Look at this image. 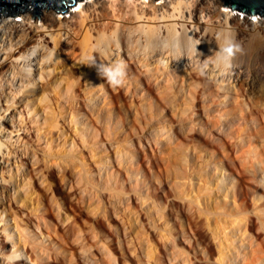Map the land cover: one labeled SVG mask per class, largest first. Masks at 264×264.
Instances as JSON below:
<instances>
[{"label":"bare ground","instance_id":"1","mask_svg":"<svg viewBox=\"0 0 264 264\" xmlns=\"http://www.w3.org/2000/svg\"><path fill=\"white\" fill-rule=\"evenodd\" d=\"M81 1L77 0L75 4H78V9L85 13V17L79 21L80 25L82 27L86 22L87 24L90 22V25L80 42L75 40L79 38L75 31L81 27L65 17L64 20L57 17L53 9L47 10L43 16L47 31L33 24L30 20L31 16L22 18V22L2 15V18L0 17V255L10 253L8 246L13 243V246H18L14 250L18 252L21 249L22 256L27 257L17 261L16 264H65L64 260H68L67 264L88 262L117 264L116 239L121 249L124 244L126 248L130 247L128 245L132 243L131 240L138 234L132 232L133 236L135 235L133 237L127 232L124 236L119 228L113 227L111 235H104L102 234L103 218L106 216V218H114V214H118L124 208L120 209L121 204H125V208H128L126 199L130 200L131 197L134 199L133 194L128 195L130 191H139L140 194L142 191L145 192L148 197L145 201L148 202L152 195H158L160 189V185L156 186L151 181L145 189L140 182L131 180L134 175L140 173L147 181L158 178V173L154 171L150 174L148 171L152 170L155 162L149 159L146 153L148 146L144 144L145 133L136 123V119L140 117L132 119L133 129L128 130L124 113L132 109L144 110L145 107L148 112L143 114V119L148 124H151L155 118L153 109L157 112L159 108L168 107H176L184 112L190 110L188 118L181 115L184 124L189 125L188 129L193 135L197 130L190 127L191 122L199 121L200 124L205 122L211 127H217L221 136L213 135V137L222 147L233 145L237 156L234 164L241 176L247 175L249 179L245 170L249 168L253 180L259 169L264 170V167L258 166L255 160L264 163V152L258 156L255 147H252L258 138L257 135L256 138L242 137L243 131L248 129L245 127L246 124L250 127V123L253 122L256 126H260V129L264 128V108H260L264 104V19H260L258 16L260 14H254L255 17L249 11L245 14L242 12L243 15L235 14L232 8V12H225L222 9L225 0H161L159 5L154 4V0H93L92 4L89 3V7H87L88 3L84 5ZM74 17L71 15V18ZM146 19L159 22L157 25L149 24L146 27L144 22V24L140 23ZM168 20L174 22L166 24ZM161 21L167 22L163 24L160 23ZM57 25L58 42L52 48L48 33L52 34L56 31ZM224 32L232 33L241 48L230 68H224L215 62V55L223 44L222 39L217 40V34ZM63 37L64 41L60 43ZM93 37L95 43L90 46ZM70 41L74 43L71 45ZM78 43L82 47V52L76 53L77 62L66 64L60 57L65 50L64 46L75 45L76 48ZM206 58L211 62L201 74L202 64ZM118 60H123L127 65L126 78L119 86L109 84L106 79L98 75L96 67L90 65L93 61L96 64L112 65ZM59 67L63 68L61 75L59 74L62 80L60 82L56 78L49 80L48 76L58 73L55 71H59ZM252 95L254 98L249 101L248 106L245 98H250ZM222 97L227 101L223 102L225 100H222ZM40 108L45 113L42 118L39 117ZM193 111H196L195 115ZM31 114L33 115L29 117L28 125H22L24 118L28 119V115ZM163 121L162 124L165 123ZM71 123L78 127L79 132L76 135L79 136H75L69 142L65 134L69 133ZM53 128L58 130L57 137L51 134ZM168 131L170 130L166 133ZM43 134L49 137L43 138ZM120 135L124 136V141H127L126 144L129 143L131 149L126 150V147L116 146V151L114 150L116 156L112 160L111 148ZM158 135L155 132L154 138L156 139ZM32 136L41 141L36 150H31ZM145 137H147L146 142L151 144V136L147 134ZM166 138L171 142V135ZM180 139L175 142L181 144ZM60 146L64 148V152H61ZM124 149L126 152L123 151ZM176 155H178L177 160L183 157L175 153L173 157L167 158L168 163ZM96 156L100 159V162H97L100 166L98 165L99 168L94 173L93 170L97 167L95 168V163L92 165L88 160ZM225 158H231L229 152L223 157L222 167L227 163ZM164 159L166 157L161 160ZM13 160L17 168L16 175L23 176L21 187L24 189L22 191L24 201L31 197L33 183L40 180L43 184L49 182L50 189L46 187L47 193L51 191L50 194L48 193L50 196L47 194L49 198L42 200L39 199L40 195L36 200V211L35 207L31 208L34 213H39L35 218L27 214L24 219H19L17 210L14 211L15 201L12 198L11 186L6 184L13 179V175H10L13 174L10 173ZM238 161H240L239 167ZM161 164L165 165V163ZM167 165L159 174H164L165 180L171 182L167 191L164 190L165 195L168 197L182 192L188 194L186 188H181L178 182H174V178H178L179 174L176 173L175 176L173 171V175L170 176ZM118 166L126 169L131 179L125 177L124 171L117 170ZM75 170L78 172L76 173ZM8 172L10 176L8 175L9 179H6L5 175ZM208 174L211 176L213 173ZM181 175L189 177L187 170ZM218 188L220 191V187ZM209 189H206L209 192H204L198 188L197 202L193 201L200 203L201 197L204 200H213L214 197L210 192L214 191ZM191 190L189 191L193 192V189ZM125 194L128 198H125ZM193 203H190L188 208L190 210L194 208L195 212L191 213V216L197 214V218L188 216L193 219L194 224L190 219L191 230L183 232L182 235L189 233L195 242H205L207 237L202 216L208 214L209 220L212 215L214 222L216 221L218 226L219 224L221 226L219 228H222L217 230L226 235L223 236L225 243L227 241L230 243L226 246L220 241L219 249H214L212 244H208L206 253L211 259L213 254L218 252L217 261H221L222 264H236L240 260L241 264H264V239L258 242L249 233L258 223L260 229L264 230V216H259L258 222L245 214L239 215V219L232 218L235 214L229 211L232 208L227 203L221 205L218 199H215L213 206L208 203L204 210ZM88 207L96 214L93 213L95 216L84 222L82 216L86 215L84 210ZM220 209H224L222 214H218L222 212L219 211ZM62 211L65 213V218L61 214ZM128 211L134 212H131V209ZM4 212L7 213L6 217L15 219V227L17 226L20 231L19 241L23 242L22 244H17L14 232L3 218ZM69 212L73 216L68 215ZM120 215L123 216L122 213ZM70 216L72 220H69ZM161 216H163L162 212ZM56 217H60L59 220ZM229 219L231 225L227 224ZM82 222L90 225L86 226ZM30 228L32 235L25 233ZM37 228L41 230V235L48 234L50 241L57 239L52 236L58 234L60 247L68 252L67 255L63 253L67 258L63 256L65 259L62 260L61 255L52 251L54 246L52 248L40 246ZM173 231V229L167 231L169 242L173 237ZM235 231H240L243 235L244 242L240 247L234 243ZM147 234L149 233L145 234L144 239H147L150 248ZM126 238H130L131 243L128 242V245ZM141 238L144 240L143 237ZM135 240L132 249H136L135 254L139 251L140 256L143 257L144 248H147L144 246L146 240L145 244ZM172 254L174 264H179L178 254L174 251ZM150 255L146 256L150 258ZM187 258L183 261L181 259V263L190 260L189 264H216L204 262L207 260L204 256L194 261ZM160 259L161 257L156 260L158 264ZM0 264H5L3 258L0 259Z\"/></svg>","mask_w":264,"mask_h":264},{"label":"rangeland","instance_id":"2","mask_svg":"<svg viewBox=\"0 0 264 264\" xmlns=\"http://www.w3.org/2000/svg\"><path fill=\"white\" fill-rule=\"evenodd\" d=\"M76 1H75V3H76ZM154 1H155L154 4H156V5H159L161 2V0H154ZM81 2L84 3V5L86 3H88V5L87 4L86 5H87V7H89V3L92 4L93 0H82ZM137 2L139 3V1H137ZM227 8L228 7L224 6L222 9L225 10V12L234 11V12H236L235 14H237V13L242 14V15H243V13L245 14V12L242 13V11H239V10H232L231 11V8H228V9ZM51 9L52 8H49V7H44L42 9L40 21L38 19V16H35V18H33L32 14L30 12H22V13L18 14L17 17H8V16H5L3 14H0V17L2 15V17L5 16L6 18L7 17L13 18V19L18 20L19 22H22V18L31 16L32 18L30 20L32 21L33 24L40 26L43 31H47L48 28L44 24L45 21L43 20V16H44V14L47 13V10H51ZM54 12H55V15L57 17H60L62 20L67 18L68 20L76 23L78 27H81L79 21H81L85 17V13L81 12L80 9H78V4L74 5V6H70L65 14L59 13L55 10H54ZM71 15H74L75 17L71 18ZM258 16L260 17L261 20L264 19V16H262V15H258ZM254 17H255V15H254ZM23 20H25V19H23ZM153 20L150 21V20L146 19L145 21H140V23L141 24L145 23L146 27L149 24L150 25H152V24L157 25V23L159 21H153ZM27 21H29V20H27ZM166 22L161 21L160 23L164 24ZM173 22L174 21H172V20H170V21L168 20V22L166 24H170ZM89 25H90V22H88V24L86 22L80 29H77L75 31V34L78 33V35H79V38L75 39L76 42H80L84 38V34L89 29ZM57 29H59L58 25L56 26V29H55L56 31H54L52 34L48 33L50 36V39L52 41L50 44V47H52V48H54L55 44L58 42V36L56 35V33H58L59 30H57ZM63 41H64V37L62 38L60 43L61 42L63 43ZM73 43H74V41H70L71 45ZM94 43H95V41H94V37H93L92 43L90 44V46H93ZM74 46H70V45L64 46L65 50L61 53V56H60L61 60L63 61V59H64V61L68 65H69V63L73 64V63L77 62L78 58H76V53L82 52L81 51L82 47H80V43L77 44L76 48ZM80 57L81 56H79V58ZM165 60L167 61V59H165ZM89 68H90V66H89ZM62 71H63V68L59 67V71H55L58 73H56L55 75L51 74L50 77L48 76V79L50 80V79L56 78L57 81L60 82L62 80V78H61L62 76H60L61 75L60 73H62ZM222 98H223L222 100H225L224 97H222ZM253 98H254L253 95L250 96V98L248 97L247 98L248 100L245 98V103H247L246 105L249 106L248 103ZM226 101H227V99L223 102H226ZM260 108H264V104L261 105ZM159 109H158L159 110L158 112L156 111V109H153L155 111H153L152 113H155L154 114L155 118H154V120H152L151 124H148L143 119V114L144 113L147 114V112H148L145 109V107H144V110L143 109H137V110L132 109L131 111H127L124 113V117L126 119V124H127L129 131L133 129V127L131 126L132 125L131 124L132 119L140 117V118L136 119L137 120L136 123L138 124V126L140 128H142L141 130H143L145 133V134H143V132H142V134L144 135V144L146 143V147L148 146V148L146 149V153L148 155V158L153 159L155 162L152 170L150 169L148 171H150V174L153 173L154 171L156 172V174L158 173L157 174L158 178H152L151 180L147 181V180H145V177L143 176V174L140 173L137 176L134 175V178L131 179L130 175H128V173L126 172V169H123V167H121V166H118V168H116L117 166L115 167L117 170L124 171L126 178H130L131 180L140 182L141 186L144 187L145 189L147 188V186H149L150 181L152 183H154L156 186L160 185V187H159L160 189L158 190V195H155V194H154V196L152 195L151 199L148 202H146L145 200L148 197L146 196L145 192L142 191V193L140 194L139 191H130L128 193V195L133 194L134 199L132 197L130 199L131 201L129 199H126V200H128V203L130 201V205L126 201V205L128 206V208H125V206H124L125 204L124 205L121 204L122 206L120 205L121 206L120 209L123 207L124 208L121 209L118 214L117 213H116V215L114 214V216H115L114 218L113 217L106 218L107 216L105 218H103L104 224L102 226V234L111 235L113 233V227H117L122 231L124 236H125V233H127V232H129L128 233L129 235L132 234V236H133V233L136 235L138 234L137 237H134L135 236L134 235L133 236L134 238L132 237L133 239L130 237L132 239L131 240L132 243H134L136 241L135 239H137V241H142L143 243L146 240V242H145L146 244L144 243L145 244L144 246L149 248L147 239H144L145 234L149 233V234H147V238L150 239V241H151L150 242L148 240L150 243L149 244L150 248L149 249L144 248L146 251V252L144 251V256H143L144 258L142 256H140L139 251H136L138 253L135 254L136 249H134V248H133L134 249L133 253L131 252L133 249H132V243L129 240L130 238L129 239L126 238V240H128L127 245L129 243H131L128 245V247L129 246L131 247V250H130V247L126 248L125 244H124L123 248L121 249V246L118 244V240L116 239V245H117L116 250L117 249L118 250H117V253L115 255L118 257L117 264L120 261H122V262H120L119 264H121V263L122 264H158L156 260L159 259V257H161V259L158 260L159 264L160 263H162V264H174V261H172V255H173L172 252L173 251L176 254H178V258L180 260L179 264H189L190 263L189 262L190 260H188L185 263L184 262L181 263V259L183 261L184 258L188 257L189 259H192V261H194L198 257H201V256L207 257V260H205L204 262H214L216 264H222L221 261H219V262L217 261V257H219L218 252L213 254L212 259L209 257V254L206 253V246L208 244H212L214 249H217V248L219 249L220 241L225 245L226 244L228 245L230 243V242L227 243L228 241L225 243L226 240L224 241L223 236L226 237V235L217 230V228H219L221 226H220V224L218 226V223H216V221L214 222L212 215L210 217L211 220H210V218L208 220V214L207 213H206L207 216L205 214H203V216H202L203 221H205L203 225H204V229H205L204 231H206V237H207L205 242H201V243H199L198 241L195 242L194 238H191V236H189V233L187 235H182L183 232L186 233L187 231L191 230V225H190L189 220L192 217H194V219L197 218L196 217L197 214L191 216L192 214H194L195 211H194V208H191V210H190L188 208V206L190 203L194 202L193 204H196L195 206H198L200 209L204 210L205 209L204 207H206V205H208V203H210V205L213 206L215 204V199L216 200L218 199L219 201H221V203H222L221 205H223V203H227V205H229V207L232 208V209H229V211H232L235 213L232 216V218H238L239 219L240 218L239 215L245 214V216H248V218H250V219L252 218L258 222L259 221L258 217L264 216V170L259 169L255 173V175L253 176V178H254L253 180H251L252 174H251V170H249V168H245V170H246V174H248L250 180L248 179L247 175L241 176L238 173L236 166L234 164V159L235 158L237 159V156L234 152L233 145L231 147H230V145H228V147L227 146L222 147L218 144V141H216L217 139H215L213 137V135L218 136V137L221 136V133L217 127H211L209 124H206L205 122H202L200 124L199 121H194V122H191V125H190V127H193L194 129L197 130V131H194V135H193V132L188 129L189 125L184 124V121L182 120V116H181V115H184L183 117L188 118L189 113H191L190 110L184 112L183 110H181L179 108L176 109V107L159 108ZM38 110H40L39 117L42 118L45 115V113H43V110L41 108ZM193 112L195 115L196 111H193ZM238 112L240 113V111H238ZM32 115L33 114L28 115V119L24 118V122L22 123V125H24V124L28 125L29 117H32ZM161 121L165 122V123H163L164 125L161 123ZM71 125L72 126L69 127L70 130L68 129L69 133L66 132V134H65L66 138H67V139L66 138L65 139L68 140L69 142L73 138H75V136H79V135H76V134H78L77 132H79L78 127L76 125L73 126L72 123H71ZM76 127H77V129H75ZM245 127H247L248 129L243 131L242 137L254 138L255 135H257L258 138L254 142L252 147H255L256 151L258 152V156H259V154L262 155V153L264 152V128L260 129V126H256L253 122L250 123V127H249V124H246ZM186 128L189 131H187ZM52 130H53V133H51V134H53L54 137H57V134H58L57 128H53ZM167 130H170V131H168V133H166ZM155 132H157V134H159L158 136H156L157 137L156 139L154 138ZM165 133H166V135L163 136V134H165ZM185 133H187L188 135ZM147 134L151 136V144L146 142L147 137H145V135H147ZM71 135H72V137H71ZM168 135L172 136L171 142L169 140H167V138H166ZM45 137H47V136L43 134V138H45ZM163 137L165 138L164 141H163ZM179 139H180V141H182L181 144H179V143L177 144L175 142V140H179ZM185 141H188V143H186ZM32 142H33V145L31 147V150H36L39 147V143H41V141H38L36 139V137H34V136H32ZM59 142H60V140H59ZM63 142H64V140H63ZM126 143H127V141H124V136L120 135L118 137V141L115 140L114 144L112 145L111 149L113 151L110 153V155H111L110 158L115 159V156H116V153H115L116 149L115 148H116V146H118V148L119 147H121V148L126 147V150H130L131 146L128 145L129 143L128 144H126ZM60 144H61V142H60ZM59 148H61L62 150L64 149L61 146ZM52 150L54 151V149H52ZM52 150H51V152H53ZM62 150H61V152H64V150L63 151ZM126 150L124 149L123 151L126 152ZM228 152L230 153L231 158H228V159L225 158V161L227 163H224V165L222 167L223 157H225V155ZM173 153L174 154L175 153L180 154L183 157H181L180 160H177L178 155H176L174 157V159L170 160L168 163L167 158L173 157L174 156ZM96 157H92L93 159L90 158L91 160L90 159L88 160V162L90 161L89 163H92V165H93V163H95V168L97 167L94 170L92 169L94 171V173H96L97 169L99 168L98 165L100 166V164H98L100 162V159L98 158V156H96ZM163 157H166V159L161 160ZM97 160H99V161H97ZM255 160H256V163L258 166L264 167L263 162H259L258 159H255ZM92 161H94V162H92ZM143 162H147V161L143 160ZM158 162H159V164H161V163H165V165L168 164L167 166L170 169L169 170L170 176L173 175V173H172L173 171H174L175 176H176V173H178L179 177L178 178L175 177L174 182H178V184L181 188H183V187L186 188V192L188 190V192L191 194L190 195H189V193L184 194L182 192L183 194L179 193L178 195H171V196L167 197L165 195V191H167V188L170 187L169 184H171V182H170V180L168 181V179L165 180L164 174L159 175L160 172H163L165 165L164 164L159 165ZM239 162L240 161H238V163H237L238 167L240 166ZM209 164H210V166H208ZM11 168L12 169H11L10 173H13V174H10L8 172L5 175V177H6V179H9V176L13 175L12 181L6 182V184L8 186H11L12 198L15 201L14 202V209H15L14 211L17 210L19 219H21V218L24 219V217H26L27 214L32 215L33 218H35V216L39 214V213L36 214V212L34 213V210L36 211V209H37V203H36L37 198H39L40 195L42 198L40 197L39 199L43 200V198H49V197H47V194L49 192L47 193V190H46L47 188L50 189V187L48 185L49 182L46 181L43 184V182L40 180V181H37L35 184L33 183L32 184L33 186L31 185V189H32L30 192L31 197H29V200L25 199V201H24L25 197L22 195L24 193V192H22L24 189H23V187H21L23 185V176L21 177L20 175H18V176L16 175L17 168L14 164V160H13V165H11ZM78 170H75L76 173L78 172ZM184 170H187L189 177H184L183 175H181ZM213 170H214V172H213ZM208 173H210V175L212 173L213 174L211 176H209ZM59 179H61V178H59ZM207 179H209L210 181H208ZM146 182H147V184H146ZM210 182H212V184H210ZM206 186H208V187H206ZM210 187L211 188L213 187V188L209 189ZM218 187H220V191H219ZM198 188H201L204 192L208 191L206 189L214 191V192H210L212 194V196L214 197L213 200H211V199L210 200H204L201 197V199L199 200L200 203H196L197 202L196 199H197V194H198V191H197ZM191 189H193V192H191L192 191ZM18 190H20V191H18ZM189 190H191V191H189ZM48 191H50V190H48ZM204 192H202V193H204ZM19 193H20V195H22V197L19 195ZM43 193H44V195H42ZM50 193H51V191H50ZM239 193L241 195H239ZM49 194H48V196H50ZM128 195L125 194V196H126L125 198H128ZM17 196H19L20 199L19 198L15 199V197H17ZM108 198L109 197H107V199ZM193 200H195L196 202ZM205 201H207V202H205ZM210 201L211 202L213 201V202L211 203ZM173 202H175V204H173ZM154 203H158V205H154ZM34 207H35V209H34ZM129 207L131 209V212L134 211L133 213H130V211H128V210H130ZM31 208H33L34 210H32ZM156 208H158V210ZM87 209H90V208L88 207V208H85V210L83 209L86 212V213L84 212L86 215L82 216L84 219L82 221H84V222H85V220L86 221L91 220V218H93L95 216L94 214H96L95 212H93L94 211L93 209H90V210H87ZM223 210L220 209L219 211H222V212L218 213V214H222L224 212ZM159 211H160V213H158ZM63 212L64 211H62L61 214L63 215V218H65V216H64L65 213H63ZM70 212L68 215L72 214ZM123 212H125V214ZM161 212H162L163 216H161ZM185 212L187 214H190V215H187V214L185 215ZM121 213L123 214V216L120 215ZM236 213H238V214H236ZM215 214H217V213H215ZM6 216H7V213L4 212L3 218L10 225L12 232H14L17 244L18 243L22 244L23 242L20 243V241H19L20 240V236H19L20 231L16 228L17 226L15 227V224H16L15 219L10 217V216H8V217H6ZM71 216H73V214ZM71 216H70L69 220H72ZM188 216H190L191 218ZM241 217H243V216H241ZM56 218H58V217H56ZM59 218H58V220H59ZM66 218H67V216H66ZM68 218H69V216H68ZM61 220H62V216H61ZM64 220H66V219H64ZM66 221H68V220H66ZM230 221L231 220L229 219V223H227L228 225L232 224ZM84 222H82V223H84ZM173 222H174V224H173ZM191 222H192V224H194L193 219H191ZM78 223L81 224V222H78ZM84 224H86V223H84ZM188 224H189V226H188ZM208 224H210V226ZM87 225L88 224H86V226ZM205 226H207V227H205ZM259 226H260L259 223L256 224L252 228V230L249 231V233L251 234V236L253 237L254 240H256L258 242H262L264 239V230L263 229L261 230ZM215 227H216V229H213ZM132 228H134V229H132ZM149 228H150V230H149ZM114 229L116 230V228H114ZM169 229H173L174 230L173 232L175 234L174 235L172 233L173 237H172V239L170 238V242H169V240L167 241V239H168L167 238V236H168L167 231ZM220 229H222V228H219V230ZM130 230H132V231H130ZM40 231L41 230H39L37 228L36 233L38 235H40V238L38 241L39 245L43 246V247L46 246L47 248H49V246H50V248H52L54 246L52 248V251L61 255L60 257L62 258V260H64L65 257L67 258L66 255L68 254V252L65 251L64 248L60 247V244L58 241L60 239V236L58 234H57V236L53 235L52 238L57 237V239H51V241H52V244H51L49 237H47L48 234L44 233V235L43 234L41 235ZM228 231H229V229H228ZM110 232H111V234H110ZM25 233L26 234L31 233V235H32L33 232L31 231V228H30L29 230L25 231ZM220 233H222V235ZM241 233L242 232H240V231H235L236 241L234 243L238 247H240L244 242L242 240L243 235ZM218 234H219V236H218ZM211 235H213V236H211ZM215 235H217L216 236L217 238L215 237ZM41 236H42V238H41ZM58 236H59V238H58ZM141 237H143L144 240H142ZM173 238H175V240ZM165 242H167V243H165ZM158 243H160V244H158ZM11 244L8 246V250L12 252L18 246H16V245L13 246V243H11ZM151 245H152V248H151ZM18 252H20L23 255L21 249ZM129 252H131V253H129ZM63 253L66 255H63ZM146 253L148 255L151 254L150 258H149V256H146L147 255ZM2 256L3 255H0V259L2 258ZM63 256H65V257H63ZM119 257H120V260H119ZM23 258L25 259L27 257H25V255H24ZM67 261L68 260H64L63 263L64 262H65V264L69 263ZM87 264H89V262ZM236 264H241V260H240V262L237 261Z\"/></svg>","mask_w":264,"mask_h":264},{"label":"clouds","instance_id":"3","mask_svg":"<svg viewBox=\"0 0 264 264\" xmlns=\"http://www.w3.org/2000/svg\"><path fill=\"white\" fill-rule=\"evenodd\" d=\"M220 39L223 40V44L215 55V62L224 68H230L235 55L241 51L240 45L235 41V37L230 32L218 33L217 40ZM210 62L209 58L203 61L201 74H203V69H206ZM90 65H94L98 75L114 86L121 85L127 75V65L123 60H118L112 65L96 64L93 61ZM2 258L5 264H16L23 256L20 252L13 250V252L5 254Z\"/></svg>","mask_w":264,"mask_h":264},{"label":"water","instance_id":"4","mask_svg":"<svg viewBox=\"0 0 264 264\" xmlns=\"http://www.w3.org/2000/svg\"><path fill=\"white\" fill-rule=\"evenodd\" d=\"M76 0H0V14L8 17H17L22 12H30L32 17L38 16L40 21L41 11L49 7L65 14L70 6H74ZM225 7L233 10L249 11L252 15L264 16V0H225Z\"/></svg>","mask_w":264,"mask_h":264}]
</instances>
